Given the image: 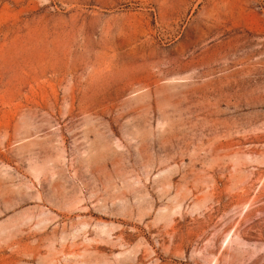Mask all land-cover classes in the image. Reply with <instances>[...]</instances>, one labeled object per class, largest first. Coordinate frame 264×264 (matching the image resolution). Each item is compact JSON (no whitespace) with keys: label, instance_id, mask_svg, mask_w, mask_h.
Wrapping results in <instances>:
<instances>
[{"label":"rangeland","instance_id":"374dc122","mask_svg":"<svg viewBox=\"0 0 264 264\" xmlns=\"http://www.w3.org/2000/svg\"><path fill=\"white\" fill-rule=\"evenodd\" d=\"M0 264H264V0H0Z\"/></svg>","mask_w":264,"mask_h":264}]
</instances>
